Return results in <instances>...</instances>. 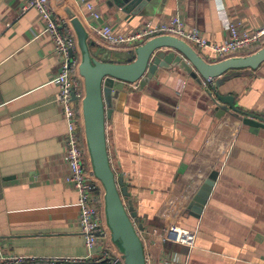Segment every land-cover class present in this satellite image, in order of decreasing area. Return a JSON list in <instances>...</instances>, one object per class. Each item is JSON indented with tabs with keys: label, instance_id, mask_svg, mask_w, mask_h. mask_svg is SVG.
Listing matches in <instances>:
<instances>
[{
	"label": "crops",
	"instance_id": "crops-1",
	"mask_svg": "<svg viewBox=\"0 0 264 264\" xmlns=\"http://www.w3.org/2000/svg\"><path fill=\"white\" fill-rule=\"evenodd\" d=\"M122 1L92 0L119 33L177 13L214 43L225 41L231 23L248 32L264 25V0H150L138 9ZM48 2L81 58L71 17L91 50L123 51L100 39V23L76 0ZM26 3L0 0V256L84 258L78 194L65 180L67 126L54 101L58 60L44 22ZM197 51L217 61L210 49ZM217 80L213 90L176 68L158 69L144 87L128 83L110 94L108 158L132 197L151 264L165 257L167 264H264V129L242 124L216 97L231 95L241 109L264 113V63Z\"/></svg>",
	"mask_w": 264,
	"mask_h": 264
},
{
	"label": "built area",
	"instance_id": "built-area-1",
	"mask_svg": "<svg viewBox=\"0 0 264 264\" xmlns=\"http://www.w3.org/2000/svg\"><path fill=\"white\" fill-rule=\"evenodd\" d=\"M76 1L86 9L90 18L100 23L96 27V34L114 49L127 51L154 37L171 36L187 43L197 53V50L210 49L217 61H220L237 55L244 47L251 44L256 47L264 45V25L248 32L239 23H231L225 41L214 43L205 39L197 29L188 30L178 13L157 24L143 23L134 32L119 33L112 25L102 20L92 0ZM26 8H34L40 15L45 26L44 32L49 36L54 55L58 60V68L54 75L58 91L54 101L60 108L67 126L64 159L68 173L65 180L78 194L77 221L87 255L84 258L45 259L39 263L23 256H0V264H125L122 253L114 255L106 246L107 238L109 237L111 241L112 238L107 223L102 220V213H105L104 189L94 174L85 137L82 111L85 88L84 80L79 73L81 56L76 38L72 35V31L53 15L48 0H27L24 9ZM213 80H202V85L210 86L215 90ZM133 226L142 244L144 264H151L149 246L134 223ZM152 237H156L154 232ZM165 240L166 237H161V241ZM167 262L168 257H165L162 264Z\"/></svg>",
	"mask_w": 264,
	"mask_h": 264
},
{
	"label": "water",
	"instance_id": "water-1",
	"mask_svg": "<svg viewBox=\"0 0 264 264\" xmlns=\"http://www.w3.org/2000/svg\"><path fill=\"white\" fill-rule=\"evenodd\" d=\"M149 1L123 0L122 3L138 6V9ZM71 22L82 51L79 73L85 88L82 101L85 137L94 174L104 189L107 225L112 241L122 252L125 264H144L142 244L133 226L138 221L136 207L123 176H117L112 169L106 149L105 118L110 114L109 97L112 90H120L125 84L135 82L144 87L158 69L171 68L198 81L214 79L216 89L221 84L217 79L227 71L257 68L264 63V45L251 54L216 62L206 61L187 43L171 36L154 37L127 51L97 46L91 50L81 25L74 17H71ZM216 97L228 104L230 110L240 117L242 124L264 129L263 112L241 109L234 104L231 95L216 92ZM212 182H207V189L213 185ZM139 227L142 228L141 225Z\"/></svg>",
	"mask_w": 264,
	"mask_h": 264
},
{
	"label": "rangeland",
	"instance_id": "rangeland-1",
	"mask_svg": "<svg viewBox=\"0 0 264 264\" xmlns=\"http://www.w3.org/2000/svg\"><path fill=\"white\" fill-rule=\"evenodd\" d=\"M193 47V46H192ZM194 48V47H193ZM195 49V48H194ZM99 180V179H98ZM100 181V180H99ZM103 198V197H102ZM106 246H107V249L112 252L114 255H119L121 254V250L118 246H116V244L110 240V238L108 237L107 238V242H106Z\"/></svg>",
	"mask_w": 264,
	"mask_h": 264
}]
</instances>
